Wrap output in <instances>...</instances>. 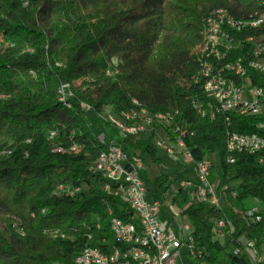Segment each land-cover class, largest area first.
Masks as SVG:
<instances>
[{
  "label": "trees",
  "instance_id": "16d2710c",
  "mask_svg": "<svg viewBox=\"0 0 264 264\" xmlns=\"http://www.w3.org/2000/svg\"><path fill=\"white\" fill-rule=\"evenodd\" d=\"M220 10L251 21L264 0H0V264H74L85 248L107 255L123 249L110 222H129L132 212L103 192L110 182L91 166L110 144L120 145L129 159L138 154L143 162L160 163L151 137L133 141L103 114L132 110L131 100L148 115L168 113L187 125L195 162L212 155L218 160L211 172L218 189L227 187L222 210L178 191L188 204L182 215L197 251L208 264H258L247 254L232 256L230 246L244 238L264 255V155H237L230 164L222 116L210 122L191 106L193 99H205L203 85L194 82L207 20ZM258 34L243 29L236 38L245 50L230 62L252 50L245 40ZM60 84L72 93L66 103L56 94ZM229 117L233 132L264 137L258 128L264 118ZM71 145L78 152L61 156L62 146L75 153ZM179 180L156 178L153 198ZM59 186L81 191L65 197ZM253 206L257 223L243 213ZM218 219L232 230L223 240L214 230Z\"/></svg>",
  "mask_w": 264,
  "mask_h": 264
},
{
  "label": "built area",
  "instance_id": "2783aa9c",
  "mask_svg": "<svg viewBox=\"0 0 264 264\" xmlns=\"http://www.w3.org/2000/svg\"><path fill=\"white\" fill-rule=\"evenodd\" d=\"M254 13H264V10L252 11L250 14ZM245 25L234 26L228 20L212 19L208 27L211 40H216L218 33H225V46H218L216 59H208V62H214V69L210 72L214 74V84L204 85L205 77H200L194 82L197 85H204L205 99L191 101L192 109L201 107L203 114L213 115V121L218 116H222L228 128L225 138L226 159L234 161L235 157L241 154L264 155V137L233 132L229 117L231 114H236L241 117L264 118V46L249 50L243 57H238V67L230 66L232 54L243 53L245 50L244 44L236 38L238 27ZM249 73L258 75L259 80H253ZM58 87L63 91L61 101L68 102L72 97L71 91L61 84ZM131 106H134L133 100H131ZM82 107L84 108L83 104ZM112 117L108 116L107 121L116 130H121L120 126L112 124ZM162 120L163 128H153V125L138 127V131H129V138L138 139V137L146 136L147 139L149 134H156V141H152L154 150H165L166 158L184 170L175 173L177 175L175 177L181 178L177 183L178 191L185 193L189 201L195 199L196 202H206L216 209H223L222 193L227 191V187L218 189L212 177L211 170L215 166L212 158L215 156H208L195 162L188 144L194 137L192 130L185 124H176L168 113L162 117ZM258 128L264 129V121L259 123ZM159 130L164 131L163 137H158ZM55 136V133H50V140H54ZM168 141H176V149H168ZM71 146H75V153H67V146H62L60 155L76 154L79 150L78 146ZM262 160L263 158L260 157L259 163ZM91 169L94 172L110 175L111 186H104L103 192L116 198L132 212L129 222H123L117 218L116 228L120 231V241L132 246V253L125 254L120 264H129V259H136V264H208L206 259L197 252L194 238H191L187 227L186 233H176L166 230L161 224L159 213L162 203L160 199L150 198L153 194L145 183L146 178L143 174L145 166L138 154L129 159L120 145L110 144L109 159H102L98 155ZM188 173H191L193 177L188 176ZM57 191L65 197H72L81 189L59 186ZM230 196L235 199L234 191L230 192ZM243 213H250L256 219V223L260 221L257 206ZM134 230H141V238H134ZM214 230L220 238L232 233L228 222H221V219L215 221ZM49 235L58 237L54 232H49ZM191 253H198V260H191ZM230 253L234 257L244 254L249 257L257 256L258 264H260V256H264L252 241L244 238L237 239L230 246ZM76 257H83V264H108V261H105V254L101 250L93 252V248H85V255ZM76 257L74 264H76Z\"/></svg>",
  "mask_w": 264,
  "mask_h": 264
},
{
  "label": "bare ground",
  "instance_id": "6f19581e",
  "mask_svg": "<svg viewBox=\"0 0 264 264\" xmlns=\"http://www.w3.org/2000/svg\"><path fill=\"white\" fill-rule=\"evenodd\" d=\"M260 1L263 2V0ZM256 14L258 16H256V18H254L251 21H237L234 18H232L227 12L220 10L215 12L207 20L205 26L206 46L204 50V58L201 61L200 71L197 74L195 81H197L200 77H205L204 85L214 84V74H210L211 70L214 69V62H208V59H216L218 46H225V33H218L216 40H211L210 33L208 32V27L212 23V19L228 20V22H230V24L234 26H241V24H246L244 27H238V34L242 33L243 29L245 28H252L253 30H258L259 32L258 35H255L253 37H248L245 40L246 43L251 45L252 50H254L264 46V33H262L261 31L262 29H264V13H256ZM230 66L238 67V60H236L235 62H230ZM204 85H203V92H204L203 94H205L206 96V89H204ZM56 94L60 102L66 103V101H61V99H63V91L60 90L59 87L56 89ZM133 104L135 106L134 109L121 114L126 124L116 122V125L121 127V130L119 131L122 132L125 135V137L129 138V131H138V127H143L150 124L151 125L154 124V126H158L159 122L163 123L162 117L165 116V114L148 115L143 109L140 108L138 102L133 100ZM193 109L200 118L213 122L212 114H203L201 107H193ZM168 142H169L168 149H176V141H171V142L168 141ZM156 151L158 152L161 151L163 152V154L166 155L165 150H156ZM99 155L102 157V159H109V148L106 149V151L100 153ZM228 162L230 164H233L234 160H228ZM97 173L101 175L102 178L110 182V184H107L105 186H111V179L109 174H103L101 172H97ZM235 196H236V192H234V198ZM217 210H222V209H217ZM221 222H225V221L221 220ZM116 227H117V219H112L110 222L111 232L113 233L117 242L122 244L123 249H114L111 251L110 254L108 255L105 254V261H108V264H120V260H122L125 257V254L132 253V246L125 245L124 241H120V231ZM178 227H180L178 228L179 233H186V227H187L189 234H191L192 227L188 221H184ZM134 238H141V230H134ZM93 252H100V250L97 248H93ZM79 255H85V250ZM252 258L253 260L258 262L257 256H252ZM263 259L264 257L260 256V261H262ZM191 260H198V253H191ZM76 264H83V257H76ZM129 264H136V259H129Z\"/></svg>",
  "mask_w": 264,
  "mask_h": 264
},
{
  "label": "rangeland",
  "instance_id": "374dc122",
  "mask_svg": "<svg viewBox=\"0 0 264 264\" xmlns=\"http://www.w3.org/2000/svg\"><path fill=\"white\" fill-rule=\"evenodd\" d=\"M58 66H60V64ZM84 106H86V105H84ZM122 113L123 112H118V113L114 114V113L111 112L110 109H105L103 111L104 116H107V118H108V116H113L112 117V124H115V125H116V122L125 123L124 122V119H123V117L121 115ZM152 125H153V128H163V123H160V122L158 123V126H154V124H152ZM117 131L120 132L119 130H117ZM120 134H122L123 136H125L122 132H120ZM159 136L160 137H163L164 136V131L163 130H159L158 131V137ZM142 137H138V139L139 138H142ZM149 137H152L154 139V141H156V134H149ZM144 138H146V136H144ZM130 139L133 140V141L137 140V138H130ZM168 144H169V142H168ZM212 159H213L214 165H217V163H218L217 158L215 157V158H212ZM163 165H167V166H170V167H168V168L167 167L166 168L164 167V169H165L164 170L162 168V166L154 165V164H152V165L147 164V167H148V177H147L148 179L147 180H148V187L150 189L153 188V182L155 181V179L158 178L161 175H164L163 174L164 172H166L165 173V176H168L170 179H173L175 176H177L175 174L176 172H181V171L183 172L184 171L181 167L175 165L174 163L168 162V161L167 162H164ZM190 174L188 173V176ZM178 190L179 189H178V184H177L174 187H172L166 193V195L164 197H161L160 198L161 203L163 204V209L164 210H166L168 212H171L172 210L173 211H176V212H179L180 210L184 209L188 205L186 203L184 205L182 204L183 196H181V194L180 195L178 194ZM183 195L186 196L185 193H183ZM173 196H176V197L173 198ZM195 201L196 200L194 199L192 202H195ZM186 202L188 203L189 201L186 200ZM221 240H223V237H221ZM185 261H187V260H185Z\"/></svg>",
  "mask_w": 264,
  "mask_h": 264
},
{
  "label": "crops",
  "instance_id": "0c3cea01",
  "mask_svg": "<svg viewBox=\"0 0 264 264\" xmlns=\"http://www.w3.org/2000/svg\"><path fill=\"white\" fill-rule=\"evenodd\" d=\"M152 138V137H151ZM139 139H144L143 138H139ZM146 139V138H145ZM152 141H154V139L152 138ZM156 157L160 160V163L158 164H154L153 162H151V160L149 158H146L145 159V162H144V166H145V169H144V177L146 179H148V167H147V164H154V165H159V166H162V168L164 169V167L168 168L170 166H167V165H163L164 162H171L169 159L166 158V155L163 154V152H158L156 151ZM172 163V162H171ZM147 169V170H146ZM165 170V169H164ZM166 172H164L163 174L165 175ZM177 173V172H176ZM162 174V173H161ZM190 176L192 177V175L190 174ZM165 196V195H164ZM163 196V197H164ZM176 197V196H173V198ZM153 199V196L151 197ZM182 210H180L179 212H176V211H171V212H168L166 210L163 209V204H162V208L160 210V213H159V220L161 222V224L163 225V227L166 229V230H172L174 232H178V227L179 225H181L184 221H188V219L186 217H184V215H182ZM184 220V221H183ZM189 222V221H188Z\"/></svg>",
  "mask_w": 264,
  "mask_h": 264
}]
</instances>
